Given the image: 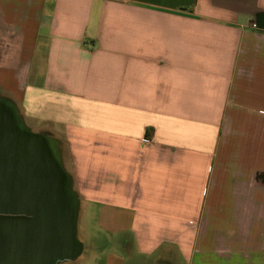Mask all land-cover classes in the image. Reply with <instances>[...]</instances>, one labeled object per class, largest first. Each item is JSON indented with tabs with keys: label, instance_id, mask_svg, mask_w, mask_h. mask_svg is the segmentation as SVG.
Masks as SVG:
<instances>
[{
	"label": "crops",
	"instance_id": "crops-1",
	"mask_svg": "<svg viewBox=\"0 0 264 264\" xmlns=\"http://www.w3.org/2000/svg\"><path fill=\"white\" fill-rule=\"evenodd\" d=\"M0 102L81 201L41 264H264V0H0Z\"/></svg>",
	"mask_w": 264,
	"mask_h": 264
},
{
	"label": "water",
	"instance_id": "water-1",
	"mask_svg": "<svg viewBox=\"0 0 264 264\" xmlns=\"http://www.w3.org/2000/svg\"><path fill=\"white\" fill-rule=\"evenodd\" d=\"M43 137L0 102V264H41L76 248V199Z\"/></svg>",
	"mask_w": 264,
	"mask_h": 264
},
{
	"label": "rangeland",
	"instance_id": "rangeland-1",
	"mask_svg": "<svg viewBox=\"0 0 264 264\" xmlns=\"http://www.w3.org/2000/svg\"><path fill=\"white\" fill-rule=\"evenodd\" d=\"M253 25V24H252ZM251 25V26H252ZM257 26V25H256ZM253 29H257V27L256 28H253ZM15 106V105H14ZM15 108H16V106H15ZM16 110H17V108H16ZM38 136H40V137H43L44 138V140L49 144V146L51 147V149L53 150V153L55 154V156L58 158V161H60V163H61V165H62V167H63V170H64V173H65V176L68 178V180H70V184H69V189L71 190V192L73 193V195H74V197H75V199H76V203H77V211H78V207H79V205H80V203H81V201H80V199H79V197L77 196V193H76V190H75V187H74V184L72 183V178H71V174H70V169L68 168V167H65L64 165L65 164H63V163H66V164H68L67 163V161H66V159H65V157H64V159H65V161L63 160V158H62V155H63V153H61L60 152V150L58 149V147L55 145V142H54V139L53 138H51L50 136H48V135H38ZM63 160V161H62ZM77 215H78V212H77V214H76V223L78 222V220H77ZM81 222V217H80V219H79V223ZM88 223L90 224L91 223V220L89 219L88 220ZM82 227V224L80 223V228ZM76 229H77V224H76ZM78 238H82V233L80 232V231H78ZM64 258H66V257H64ZM68 258V257H67ZM65 260H58V262H57V264H78V262H74V263H72V262H64Z\"/></svg>",
	"mask_w": 264,
	"mask_h": 264
},
{
	"label": "built area",
	"instance_id": "built-area-1",
	"mask_svg": "<svg viewBox=\"0 0 264 264\" xmlns=\"http://www.w3.org/2000/svg\"><path fill=\"white\" fill-rule=\"evenodd\" d=\"M251 27H252V28H256L257 26H256V24H253Z\"/></svg>",
	"mask_w": 264,
	"mask_h": 264
},
{
	"label": "flooded vegetation",
	"instance_id": "flooded-vegetation-1",
	"mask_svg": "<svg viewBox=\"0 0 264 264\" xmlns=\"http://www.w3.org/2000/svg\"><path fill=\"white\" fill-rule=\"evenodd\" d=\"M58 258H61L60 256H58Z\"/></svg>",
	"mask_w": 264,
	"mask_h": 264
}]
</instances>
